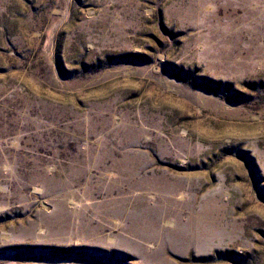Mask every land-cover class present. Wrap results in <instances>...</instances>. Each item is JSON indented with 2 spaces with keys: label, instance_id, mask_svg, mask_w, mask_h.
I'll return each instance as SVG.
<instances>
[{
  "label": "rangeland",
  "instance_id": "1",
  "mask_svg": "<svg viewBox=\"0 0 264 264\" xmlns=\"http://www.w3.org/2000/svg\"><path fill=\"white\" fill-rule=\"evenodd\" d=\"M0 264H264V0H0Z\"/></svg>",
  "mask_w": 264,
  "mask_h": 264
}]
</instances>
